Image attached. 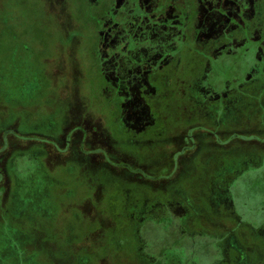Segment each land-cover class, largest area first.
I'll use <instances>...</instances> for the list:
<instances>
[{
  "label": "rangeland",
  "instance_id": "obj_1",
  "mask_svg": "<svg viewBox=\"0 0 264 264\" xmlns=\"http://www.w3.org/2000/svg\"><path fill=\"white\" fill-rule=\"evenodd\" d=\"M261 170L264 0H0L5 264H37L35 255L41 264H71L81 251L61 244L91 250L101 238L122 242L124 230L105 212L122 197L179 208L184 233L167 237L173 223L145 231L160 251L181 256L186 244L201 264H264V215L240 202ZM46 173L64 183L57 199L82 191L80 201L78 193L65 201V228L78 211L99 218L85 219L98 228L79 244L70 245L74 233L23 217L29 204L40 212ZM131 220L130 236L138 223ZM193 230L204 234L188 235ZM225 235L222 262L215 240Z\"/></svg>",
  "mask_w": 264,
  "mask_h": 264
},
{
  "label": "flooded vegetation",
  "instance_id": "obj_2",
  "mask_svg": "<svg viewBox=\"0 0 264 264\" xmlns=\"http://www.w3.org/2000/svg\"><path fill=\"white\" fill-rule=\"evenodd\" d=\"M68 172H71V171H68ZM256 175H257L256 177L259 176V179L260 178L261 179L258 180L259 181L258 183L252 186L253 187L252 190L247 192L251 196L255 197L254 201H252V198H248L247 197L248 194L245 193L244 195H242V199L240 200V202L241 204L246 203L248 205H251V207H253L257 211V217L262 219L264 215V193H263L264 192V176H263L264 170H261V172ZM59 177L60 175H58L57 173H54V174L46 173V175H44L43 177L45 181H41L40 179L41 183H44L42 186L43 188L42 191L36 190L42 195L43 205L40 209V212L31 211L32 208H37V207L33 206L32 204H29L24 210V212L26 213V216H23V217H25V220L27 223L28 222L36 223L35 222L36 220L41 219L42 220L41 223L44 226L45 231L51 223L54 233L57 232L61 235H64V233H66L67 235L74 233L76 237L74 241L70 243V245L73 246V245L79 244L78 242L80 241H84L86 239L84 232L96 230V228H98L97 226L98 224H95L93 227H87V225H84L85 220H82L81 218L83 216L82 213L78 211L79 212L78 217L74 218V221H73L74 227L73 225H71V227L65 228V226L63 225L64 219L61 215L67 209L65 207V201H67L71 197H76V193L81 194V196L79 199L75 198L73 201L75 202L78 200L80 201L82 197V193L81 191L78 192L76 190H73L72 192L70 190V191H66V193H63L62 196L59 195L57 199V193L55 191V188L58 185L57 180L61 179ZM37 181L38 180H36V183ZM63 184L64 183L61 182V184L58 185V188H60L59 186ZM233 193L235 194L234 191ZM22 201L23 200L21 199L19 203H21ZM33 201L38 202L37 199H33ZM73 201H68V202L70 204ZM25 202L26 201L24 200L23 204ZM61 202L63 205H61ZM171 203L172 201L167 202V205H165L162 208L155 207V205H153L152 207L148 206L146 208V207H143L142 205L140 216L138 217L139 220L137 219L138 221L137 225L135 227L133 226L134 229L132 233H130L131 236L127 235L128 234L127 233L126 235L128 236V239H126L125 237L122 242H114L111 237L101 238L103 242L101 244L99 243L94 244L91 247V250L87 249L86 247L80 248V246L69 249V245H62L61 243L60 244L61 246H63L65 251H68V252L72 251V253H74L75 251L76 252L81 251L80 255H77L75 259L70 261L71 264H194L195 262L197 264H201L199 260L195 258V256H193L194 259H189L187 254H185L186 253L185 250L189 251L185 247L186 244L184 245V248H182L181 250L183 255L180 256L178 254V250L176 249H170V250L166 249V251L164 250L160 251L159 246L162 245V243L160 242L159 245L154 244L152 246L151 242H149L150 240L146 237V234H145L146 230L148 234L150 235V232H154L152 228L154 229L157 228L154 225V223L162 224L164 228L169 226L171 223H173V225L178 223L177 217L179 216L177 214H182V213L179 210V208H176L175 206L173 207ZM80 204L82 205V202H80ZM80 204L78 205L79 207H81ZM79 207H78V210H79ZM126 209L131 210V208L128 206L126 207ZM12 213H13L12 211H9V214L12 215ZM150 213H158L161 216L155 217V215H151ZM29 217L31 218L30 221H29ZM163 217H167L168 221H162ZM75 220L76 221L80 220L78 221L79 224L75 222ZM5 221L12 223L10 218H7ZM53 223L58 225V230L54 227ZM173 225L169 227L167 230H165L164 233L168 235L167 237H170L171 235L175 234L177 230L179 231L181 230V232L184 233L183 228H184V225H186L185 223H182V226H180L179 223H178L179 226L178 225L173 226ZM235 230L236 229H234L233 231L235 232ZM6 233L14 236L17 241L20 240L17 235H15L14 233L10 231H7ZM201 233L203 232L193 230L191 232L189 231L188 235H196V234H201ZM226 236L227 235H225L224 237H221L220 239L215 240V247H216L215 251L217 252L216 255H217V258H220V261L222 262L224 261L223 244L224 242L228 241V238H226ZM45 242H46V239H45ZM56 243L58 244L59 242H56ZM190 252L193 254L192 251ZM113 253L121 254V257L116 258L114 257L115 255H113ZM124 256H126V258L121 259ZM43 257L45 256L43 255ZM34 260L37 261V264H41L39 255H35ZM9 262L10 264H14L16 260L12 259ZM0 264H5L4 261L2 260V254H0ZM15 264H17V262ZM45 264H49V261L48 263H45ZM50 264H54V262L52 261L50 262Z\"/></svg>",
  "mask_w": 264,
  "mask_h": 264
},
{
  "label": "trees",
  "instance_id": "obj_3",
  "mask_svg": "<svg viewBox=\"0 0 264 264\" xmlns=\"http://www.w3.org/2000/svg\"><path fill=\"white\" fill-rule=\"evenodd\" d=\"M23 164V163H22ZM24 164H25V162H24ZM41 165V164H40ZM41 167H42V165H41ZM23 168H26V166H24L23 165ZM74 183V182H73ZM72 183V184H73ZM72 190V189H71ZM74 190H76V189H74ZM76 191H81V190H76ZM82 192V191H81ZM123 198V200H121V202H122V206L121 207H119L118 209H115V210H113V211H105L106 213L108 212V214H112V221L113 222H117V223H120V225L119 226H121L120 228L122 229V230H124V236L126 237V239H128V236L126 235L127 233H129V230H126V224L128 223V222H131L132 220L131 219H134V218H137L138 219V217L140 216V211H141V207H142V205L141 204H139V205H137L136 206V203H133L132 201H130L129 203H127V204H125V200H126V197L124 198V197H122ZM114 200V199H113ZM112 200V198H110L109 199V201H113ZM111 206H112V203H111ZM132 207V209L131 210H127L126 209V207ZM109 210V209H108ZM89 214H91V213H89ZM105 214V213H104ZM129 217L131 218V219H129ZM82 218V220H87V221H93V220H99V218H93V217H88V218H85L84 216H82L81 217ZM38 221H42L41 219H38V220H36L35 222H38ZM73 221H74V219H73ZM78 221H80V220H78ZM78 221H76L75 220V222H77L78 223ZM91 223H94V222H91ZM79 224V223H78ZM131 230V229H130Z\"/></svg>",
  "mask_w": 264,
  "mask_h": 264
}]
</instances>
